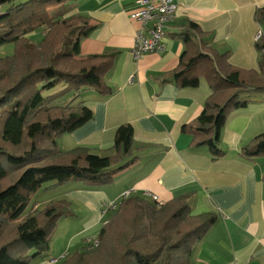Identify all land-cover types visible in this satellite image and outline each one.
I'll list each match as a JSON object with an SVG mask.
<instances>
[{"label":"trees","instance_id":"obj_1","mask_svg":"<svg viewBox=\"0 0 264 264\" xmlns=\"http://www.w3.org/2000/svg\"><path fill=\"white\" fill-rule=\"evenodd\" d=\"M69 1L0 0V46L14 45L12 55H0V264H31L42 258L59 218L72 214L64 200L29 213L31 196L45 183L51 190L69 182L107 185L136 159L129 123L116 128L109 155L82 146L59 149L61 136L93 117L80 94L87 89L110 93L105 76L114 63L109 53L79 56L80 40L94 25L84 16L65 18L63 4ZM253 17L261 28L264 7H257ZM184 24L179 36L185 50L169 77L180 87H196L203 79L210 95L182 130L191 136V147L206 146L217 158L224 153L219 134L228 114L248 104L251 93L264 91V84L253 82L264 75V30L254 45L258 70H242L229 64L227 53L202 44L196 23ZM37 32L42 39L33 45L29 34ZM241 150L247 158L264 157V133ZM156 203L139 195L122 199L100 229L98 244L87 243L58 264H199L191 261L193 247L216 214L190 215L186 197L160 207ZM23 215L9 235H2Z\"/></svg>","mask_w":264,"mask_h":264},{"label":"crops","instance_id":"obj_2","mask_svg":"<svg viewBox=\"0 0 264 264\" xmlns=\"http://www.w3.org/2000/svg\"><path fill=\"white\" fill-rule=\"evenodd\" d=\"M133 2L70 0L63 4L64 16H84L94 25L80 40L79 56L109 53L114 63L105 76L110 93L87 89L80 94L79 100L93 117L61 136L59 149L82 146L93 154L109 155L116 128L129 123L136 159L117 171L107 185L69 182L54 187L58 197L51 201L68 202L72 214L59 218L48 252L31 264H50V258L64 252L68 257L71 248L81 250L98 236L109 217L102 214L103 204L121 200L126 189L142 197L149 191L163 205L186 197L192 216L216 214V221L193 247V263L264 264V158H247L241 150L264 133V91L251 93L248 104L228 114L219 134L224 153L213 158L206 146L191 147V136L182 130L201 112L210 95L208 84L201 79L196 87H180L169 77L185 50L179 34L187 21L200 27L202 44L227 53L233 67L257 71L259 52L254 45L260 26L253 15L257 7H264V0H174L176 15L165 28L164 48L137 59L131 49L138 24L126 14ZM262 77L259 73L253 82ZM73 219L79 221L77 226ZM57 233L61 238H55Z\"/></svg>","mask_w":264,"mask_h":264},{"label":"built area","instance_id":"obj_3","mask_svg":"<svg viewBox=\"0 0 264 264\" xmlns=\"http://www.w3.org/2000/svg\"><path fill=\"white\" fill-rule=\"evenodd\" d=\"M177 4L174 0H134V2L126 9V14L129 19L136 22L138 28L135 30L133 37V46L131 49L132 55L137 59L145 53L161 52L164 48V35L167 24L172 21L176 15ZM262 30L256 33L255 40L261 36ZM132 190L123 192L120 199H124L131 195ZM144 197H149L153 201H157V196L149 191H145ZM119 200V202L121 201ZM119 202L111 201L104 203L102 206V214L107 215L114 211ZM157 207L163 204L159 201ZM106 222V221H105ZM97 238L88 241L91 246L98 244ZM66 253L59 256H54L49 259L50 264H58L63 259L65 260Z\"/></svg>","mask_w":264,"mask_h":264},{"label":"rangeland","instance_id":"obj_4","mask_svg":"<svg viewBox=\"0 0 264 264\" xmlns=\"http://www.w3.org/2000/svg\"><path fill=\"white\" fill-rule=\"evenodd\" d=\"M72 16H74V15H70V17H72ZM64 17L66 18L67 16L65 15ZM261 28H262V30H264V24L261 25ZM29 37H30V40L32 41L33 45L38 44V42H40L41 39H42V36H41V33L40 32L32 33L31 35L29 34ZM51 42H53L56 46L59 44V41H57L56 38L52 39ZM13 51H14V45L13 44H4V45H1L0 46V55L1 56H9V55H12ZM259 83L260 84H264V77H262L261 80H259ZM261 158H264V157H261ZM12 178H13V176H11V179ZM48 184H49V182L48 183H45L40 189L37 190L36 195H34L35 193L33 194L32 198L30 200L31 208L29 206V208H30L29 213H34L36 211H39V210L43 209L47 205V203H49L51 200H54V199H56V197H58L57 190H52L51 191L50 188H48V187L46 188V186ZM117 202H119V201H117ZM107 214L108 215L109 214L111 215L112 212L111 213H107ZM73 221H74V223H73L74 226H77V224L79 223V221L74 220V219H73ZM63 222H65V221H63ZM63 222L60 224V226H63ZM15 225H16V221L9 223L7 225V227L3 230L2 235H5V236L6 235H9L10 230H12V228ZM68 231H69V229H68ZM60 234L61 233H57V236L55 238H61L60 237ZM75 249L76 248L69 249L68 250V253H71V252L75 251Z\"/></svg>","mask_w":264,"mask_h":264}]
</instances>
